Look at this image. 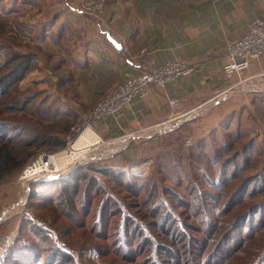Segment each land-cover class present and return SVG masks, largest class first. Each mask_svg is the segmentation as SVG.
Here are the masks:
<instances>
[{
	"label": "trees",
	"instance_id": "1",
	"mask_svg": "<svg viewBox=\"0 0 264 264\" xmlns=\"http://www.w3.org/2000/svg\"><path fill=\"white\" fill-rule=\"evenodd\" d=\"M10 30L0 14V36ZM2 41L0 182L27 157L61 149L77 121L76 113L50 96L34 102L38 89L16 94L36 56L17 51L12 37ZM257 137L227 123L199 139L200 146L213 141L212 180L176 173L174 185L159 187L155 179L134 175L137 162L127 159L121 166L89 161L66 175L31 182L27 208L37 214L18 222L0 264H81L91 251L102 264H264V148ZM182 140L171 132L139 141L140 162L145 147L156 156L181 154ZM36 217L50 219L51 230Z\"/></svg>",
	"mask_w": 264,
	"mask_h": 264
},
{
	"label": "crops",
	"instance_id": "2",
	"mask_svg": "<svg viewBox=\"0 0 264 264\" xmlns=\"http://www.w3.org/2000/svg\"><path fill=\"white\" fill-rule=\"evenodd\" d=\"M76 2L6 0L0 14L11 26L7 35L16 32L12 37L15 48L36 56L34 68L25 78L46 87L52 98L77 114V121L88 117L105 90L140 74L141 50L149 53L155 65L171 60L195 65L189 75L161 88L152 87L144 97L133 98L117 116L97 122L95 133L115 141L105 150L94 147L91 162L106 161L113 166H121L127 159L137 162L142 155L141 140L175 132L196 143L227 123L238 127L250 110L258 112L257 119L264 118L263 75L257 81L262 92L232 90L220 102L206 105L216 93L230 92L237 82V75L228 77L222 72L224 46L243 36L252 19L264 18V0H106L101 20L83 16ZM104 31L121 42L122 52ZM256 74H264V59L251 63L239 77ZM169 99L178 100L179 107L170 109ZM198 106L203 109L199 116L171 119L180 121L173 130H167L171 122L152 127L168 121L174 112ZM149 127L147 138L113 149L121 135Z\"/></svg>",
	"mask_w": 264,
	"mask_h": 264
},
{
	"label": "built area",
	"instance_id": "3",
	"mask_svg": "<svg viewBox=\"0 0 264 264\" xmlns=\"http://www.w3.org/2000/svg\"><path fill=\"white\" fill-rule=\"evenodd\" d=\"M105 3L106 0H77L76 2L78 9L83 16L95 20L102 19L101 17L105 10ZM140 55V74L128 77L123 82H120L105 90V92L100 96L94 105L88 117L83 120L81 124L75 125L71 128L73 133L78 134V138L86 129L92 131L97 138V142L84 147L80 155L90 150L91 147L101 144L108 145L115 141L114 138H103L95 133L94 126L97 122L106 117L117 116L123 108L130 105L133 98H142L147 95L152 87H164L166 84L172 83L180 77L189 75L195 68V65L189 64L185 60H171L159 65H155L153 64L150 55L146 50H141ZM262 59H264V18H254L248 23L246 32L243 34V36L226 41L224 46L222 54V72L228 77L231 75H237V82L229 88L228 91L230 92L216 93L208 100L206 105L209 106L220 102L226 98L232 90H236L243 94L262 92V90L259 88V85H257V81L258 78L261 77V75L264 76V74H256L244 79L239 77L243 71L249 68L251 63ZM243 83H245V85H243ZM167 104L170 109L175 110L179 107L180 102L176 99H169ZM201 107L202 106H198L195 109L180 114L174 112V114L168 118V121L162 122L152 127H160L162 124L171 122V119H174L177 116H181L179 119L180 121L187 119L188 117L199 116L203 112ZM178 122H171L173 125H170L169 129L167 130H173L174 127L179 125ZM150 128L151 127L121 135L119 140L115 143L113 149L117 150L122 148L130 140H137L144 137L147 138V133L149 131L148 129ZM71 142L72 141L67 138L64 153H70L75 141L72 143ZM186 144L189 145L190 141L187 140ZM56 155L57 154L39 155L30 165L26 166L22 170V174L20 175L19 179L30 182L31 180L47 178L49 177L48 173L59 171L60 169H56L53 167V165H48V171L46 169H40V171L36 174L32 173L34 172L36 166L47 164L48 159ZM78 157L74 159H77ZM85 162L89 161H84L82 164ZM35 175L38 176L36 177ZM16 204L18 205V203ZM11 207L12 210L15 208L14 205ZM8 212L9 210H4L0 213V221H2V218L5 217Z\"/></svg>",
	"mask_w": 264,
	"mask_h": 264
},
{
	"label": "rangeland",
	"instance_id": "4",
	"mask_svg": "<svg viewBox=\"0 0 264 264\" xmlns=\"http://www.w3.org/2000/svg\"><path fill=\"white\" fill-rule=\"evenodd\" d=\"M6 0H3L0 2V11H3L6 7ZM16 34V32H11L8 35L2 34L4 37L0 38V43L3 42L2 40H7V38H11ZM3 49L0 48V60L4 59V55L1 52ZM17 50V49H16ZM19 51V50H17ZM20 52V51H19ZM46 87H43L41 84L35 81L27 80L24 78L20 82L16 84V94L17 92L19 94L25 93L31 90H40L41 94L37 95L34 102H37L41 100L42 98H47L46 96H50ZM15 94V96H16ZM51 97V96H50ZM49 101V99L47 100ZM258 112H255V109L252 113V111H249V114L246 115V119L244 121L239 122L238 126L249 129L252 132L258 134V145L262 148H264V118L261 117V119H257ZM61 118L63 121H66L68 119L66 114H62ZM259 118V117H258ZM82 122L75 121L72 126L69 129V132L67 133L65 137V143L67 141V138L71 140L72 142L76 141L78 138V134L73 133L71 130L72 127L75 125H79ZM237 126L231 127V129H236ZM96 132V131H95ZM171 133V132H170ZM221 134V133H220ZM220 134L218 136H220ZM163 136V135H161ZM172 142L176 143L174 139H170ZM71 142V143H72ZM213 143V141L211 140ZM211 142L208 140H205L204 143L200 146L198 143H190L189 145L186 144V139L182 140L183 145V151L181 154L175 155L168 153L167 155L162 156H156L155 152L147 151V147L144 148L143 154L145 155L142 160L143 162L137 161V163L131 167V172L134 173V175L140 177L141 179H155L157 181V184L159 187L162 185L165 186H171L174 185V179L175 175L182 174L190 176L192 173L197 174H206L207 176H210L211 180L215 178L217 168L214 165V159L212 157V153L208 150V148L211 147ZM64 143V146L59 149L56 152H49V151H40L32 156L27 157V160H25L24 164L21 166L20 169L17 170L15 175L11 177H7L4 180L0 182V213L4 210H9L7 215L2 218V221H0V254L5 252L13 239V237L16 234L17 224L21 219H31V215L33 217L34 213L32 214L29 208H27V203L29 199V190H30V183L36 182L39 180H31L30 182H27L26 180H20L19 177L22 174V170L30 165L39 155L42 154H60L64 152L66 148V144ZM106 144L96 145L94 147H102L101 149L106 148ZM94 147H91L90 150L83 153L82 155H78L77 159H74L70 163L64 165L59 171L48 173L49 177L56 178L59 176L66 175L67 173H70L73 171L74 168L81 165L84 161H91V159H95L92 149ZM203 147H207L206 150H202ZM73 148L71 149L70 153H72ZM21 156L29 155L26 151H18ZM82 151L78 150V154H81ZM201 154L200 156H198ZM189 158V160H188ZM86 163V162H85ZM83 163V164H85ZM139 165V167H138ZM143 165V166H142ZM142 166V167H141ZM185 169V170H184ZM176 171V172H173ZM36 176V175H35ZM38 176V175H37ZM36 176V177H37ZM34 177V176H33ZM32 177V178H33ZM42 180V179H40ZM18 203V205L16 204ZM15 206V208L12 210L11 206ZM37 210V209H35ZM36 222L39 226L43 228H49L50 227V219L46 218H40L36 217ZM83 256V255H82ZM74 258L76 261H78V257L75 254ZM81 264H102L103 261L99 257V254H97L95 251H91L89 253H85L82 258H80ZM68 264V263H67Z\"/></svg>",
	"mask_w": 264,
	"mask_h": 264
},
{
	"label": "bare ground",
	"instance_id": "5",
	"mask_svg": "<svg viewBox=\"0 0 264 264\" xmlns=\"http://www.w3.org/2000/svg\"><path fill=\"white\" fill-rule=\"evenodd\" d=\"M97 142V138L93 134L92 131L89 129H86L80 137L75 141L73 144L72 148L73 151L72 153H60L56 156H53L52 158L48 159L47 164H41L39 166H36L34 169L33 174H36L37 172L40 171V169H46L47 171L49 170V166L53 165L56 169H61L64 165L70 163L74 158H76L78 155V149L82 147H86L88 145L94 144ZM82 151V150H80ZM49 165V166H48ZM40 167V168H39Z\"/></svg>",
	"mask_w": 264,
	"mask_h": 264
},
{
	"label": "water",
	"instance_id": "6",
	"mask_svg": "<svg viewBox=\"0 0 264 264\" xmlns=\"http://www.w3.org/2000/svg\"><path fill=\"white\" fill-rule=\"evenodd\" d=\"M106 36V38L108 39V41L115 47V49L118 51V52H122L123 48H122V45H121V42L119 41H116L113 37L110 36L109 32L107 31H104L103 32ZM53 178L51 177H47V178H44L42 180H52ZM40 180V179H39Z\"/></svg>",
	"mask_w": 264,
	"mask_h": 264
}]
</instances>
